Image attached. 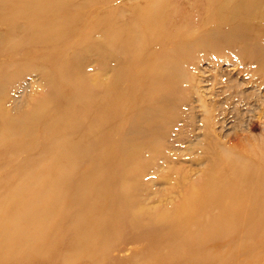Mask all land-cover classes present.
Masks as SVG:
<instances>
[{"label": "rangeland", "instance_id": "rangeland-1", "mask_svg": "<svg viewBox=\"0 0 264 264\" xmlns=\"http://www.w3.org/2000/svg\"><path fill=\"white\" fill-rule=\"evenodd\" d=\"M211 19L263 42L264 0H0V264H264V224L238 233L260 190L228 175L235 157L264 169V83L257 97L244 43H200L220 29ZM121 31L132 59L156 34L185 35L194 83L174 82L177 109L151 86L161 117L109 160L101 102L128 81L137 91L142 65L116 78L105 49Z\"/></svg>", "mask_w": 264, "mask_h": 264}, {"label": "bare ground", "instance_id": "bare-ground-1", "mask_svg": "<svg viewBox=\"0 0 264 264\" xmlns=\"http://www.w3.org/2000/svg\"><path fill=\"white\" fill-rule=\"evenodd\" d=\"M104 16L108 26L112 27L113 21L110 20V12H106ZM211 20L213 24L216 23V27H220V29L222 27L223 29L210 34V30H207L203 34L205 37L200 39V43L206 41L205 45L210 52H213L212 50L219 45L236 42L244 43L242 52L245 55L243 57L254 63V73L262 77L260 82L254 86V92H256L257 97L261 96V83H264V39H261L263 42H249L247 34L240 30L246 29L243 25L239 24L240 29L230 30L223 27L225 24L224 20L219 22L218 19ZM184 37L185 35H180L177 39L171 40L167 33H163V35L156 34L152 42L155 46L153 54L149 57L139 56L137 59V56L133 57V59L126 57L128 48L137 47V45L133 43L135 39L124 31L114 33L112 40H107L108 48L106 46L105 52L106 54L112 53L116 78L120 76V69L118 68L120 64H142L141 68L136 70V74H131V78L134 79V84L137 86V91L132 90V85L128 81L118 87L116 86L115 94L111 97L105 96L101 102V139L104 142H110L108 146L114 143L112 149L106 151L107 159L110 160L116 156L118 150L120 152L119 155L122 157L135 153L140 145L138 140L147 135L144 133L147 129L144 128V124H154L161 117L159 109L153 107L147 99L146 92L151 86H160V89H163L162 94L159 96L162 98L161 101L171 105V108L177 109L179 100L174 94L175 91L171 90L174 82L185 84V89L191 83H194L193 72L190 71V68L186 69L185 67V64L190 63H187L188 53L184 44ZM252 44L254 45L251 49ZM226 47L228 48L229 46ZM151 64H154V67ZM210 87H213V84ZM185 99L186 96L182 94L181 100L184 102ZM200 107H204V105L200 104ZM17 123L18 119L12 122V124ZM213 124L214 120L213 122L211 121V125ZM229 174H231L234 181V184L231 183L234 185L232 190L237 191L239 184H244L251 189L259 188L260 190L259 207L261 211L259 215L255 218V208H248L245 211V215L240 218L242 229L238 233H252L264 224V169L255 166L246 158L244 160L243 158L235 157V166L230 169ZM228 195V193H220V196L226 197ZM220 199L222 200V198ZM12 203L16 202L12 201ZM223 211L224 214H229L232 217L230 221L235 220L232 213L227 210ZM165 231L168 235L175 233L170 227H167ZM164 239V237L154 235L150 237V242L156 244Z\"/></svg>", "mask_w": 264, "mask_h": 264}]
</instances>
